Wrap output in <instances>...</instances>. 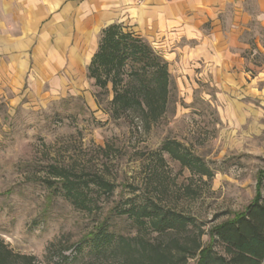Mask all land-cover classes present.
<instances>
[{"label": "rangeland", "instance_id": "obj_1", "mask_svg": "<svg viewBox=\"0 0 264 264\" xmlns=\"http://www.w3.org/2000/svg\"><path fill=\"white\" fill-rule=\"evenodd\" d=\"M7 26L0 21V238L14 253L31 256L32 264H123L121 256L93 252L86 239L100 223L135 235L115 208L150 196L193 217L207 246L209 230L254 198L264 171V28L258 23L243 34L250 47L240 53L241 64L171 70L166 111L149 127L135 116L112 117L110 86L104 93L88 78L100 31L69 38L70 26L43 24L48 38L33 33L27 68L15 74L24 59ZM168 139L199 157L212 176L193 173L166 153L156 156ZM51 165L100 176L113 191L90 184L93 211L77 209L59 192Z\"/></svg>", "mask_w": 264, "mask_h": 264}, {"label": "trees", "instance_id": "obj_2", "mask_svg": "<svg viewBox=\"0 0 264 264\" xmlns=\"http://www.w3.org/2000/svg\"><path fill=\"white\" fill-rule=\"evenodd\" d=\"M87 76L104 93L110 86L112 98L107 109L114 118L135 116L149 127L166 111L168 63L128 25L111 23L101 29ZM160 153L193 173L212 176L209 167L178 141L165 140L156 156L160 157ZM48 173L60 181L63 197L83 211H93L90 184L106 194L113 191V185L100 176L87 178L52 165ZM263 189L264 171L258 175L254 198L242 211L209 230L207 246L202 241L204 232L193 217L163 206L151 196L139 201L130 198L115 208V214L130 220L135 235L123 236L100 223L86 242L97 254L121 256L123 264H189L191 260L194 264H264ZM152 233L157 234L153 240L148 237ZM216 245L221 252L214 248ZM32 260L31 256L14 253L0 238V264H32Z\"/></svg>", "mask_w": 264, "mask_h": 264}, {"label": "crops", "instance_id": "obj_3", "mask_svg": "<svg viewBox=\"0 0 264 264\" xmlns=\"http://www.w3.org/2000/svg\"><path fill=\"white\" fill-rule=\"evenodd\" d=\"M1 16L24 59L15 74L27 68L33 33L48 38L47 22L70 26L68 37L78 39L111 23H127L164 57L169 73L199 65L225 70L241 64L240 53L250 47L243 42L250 24L264 28V0H0Z\"/></svg>", "mask_w": 264, "mask_h": 264}]
</instances>
